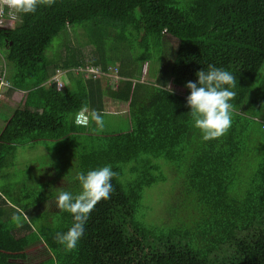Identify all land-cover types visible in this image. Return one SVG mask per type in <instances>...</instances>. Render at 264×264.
I'll use <instances>...</instances> for the list:
<instances>
[{
  "label": "trees",
  "instance_id": "1",
  "mask_svg": "<svg viewBox=\"0 0 264 264\" xmlns=\"http://www.w3.org/2000/svg\"><path fill=\"white\" fill-rule=\"evenodd\" d=\"M4 7L0 50L11 67H3L0 89L23 93L11 111L0 100V180L18 150L40 142L71 145L77 170L72 190L55 178L40 182L41 190L19 181L0 187V264H264V0H55L16 18ZM67 27L82 30L78 46ZM165 35L177 40L173 53L163 51ZM87 44L91 58L80 49ZM146 61L157 62L150 81L140 78ZM208 65L230 71L237 86L231 128L205 141L185 85ZM59 70L67 71L62 86L50 81ZM168 83L184 91L170 94ZM105 95L124 103L127 127L91 126ZM85 110L88 123L76 122ZM105 165L117 173L114 191L68 250L54 237L71 227L72 214L40 204L54 191L78 194L77 173ZM168 165L180 188L162 221L149 222L147 191L166 181ZM38 242L44 252L33 258L27 247Z\"/></svg>",
  "mask_w": 264,
  "mask_h": 264
},
{
  "label": "clouds",
  "instance_id": "2",
  "mask_svg": "<svg viewBox=\"0 0 264 264\" xmlns=\"http://www.w3.org/2000/svg\"><path fill=\"white\" fill-rule=\"evenodd\" d=\"M6 3L15 13L27 15L35 13L40 5L51 6L55 0H6ZM58 72L65 74V71ZM112 76L118 75L112 72ZM196 76L197 81H188L185 85L190 90V94L186 97L190 115L194 126L201 131L203 140L218 139L232 126L235 108L231 101L236 97V92L231 89L237 86V78L230 71L214 65H208L207 71L205 69L198 71ZM54 80L56 81L57 78ZM167 91L174 94L171 85H167ZM80 114L86 118L85 121L79 120ZM92 118L99 127H103L104 121L100 113L93 111ZM76 121L86 123L87 114L79 112ZM116 175L110 165L89 170L86 174L80 172L76 176L81 185L78 194L59 191L55 205L60 211L71 213L73 223L66 232L56 233L54 239L57 243L66 246L68 250L77 247L84 234L85 224L96 204L101 200L110 199L114 191L112 179ZM13 220L18 221V217L14 216Z\"/></svg>",
  "mask_w": 264,
  "mask_h": 264
},
{
  "label": "rangeland",
  "instance_id": "3",
  "mask_svg": "<svg viewBox=\"0 0 264 264\" xmlns=\"http://www.w3.org/2000/svg\"><path fill=\"white\" fill-rule=\"evenodd\" d=\"M69 29V36L72 40V43L74 45H77L76 40H82V37L80 38V32H82L81 29H71L70 27H67ZM61 35V34H60ZM56 36L52 43L51 46L56 45L60 43L61 36ZM75 41V43L73 42ZM163 51L167 53H173L176 49L177 46V40L176 38L170 36V35H165L163 37ZM82 51H84L85 54H87L88 57H93L94 54V49L91 45L87 44V46L80 47ZM48 52V49L46 50V53ZM65 52V50L62 51V53ZM4 53L2 50H0V74L1 72L4 71V68L11 67V65L6 62L3 59ZM151 66L152 70L155 71L157 68V62H153L149 64L147 61L144 62L142 68H141V76L140 78L145 81H150L152 79V76L149 73V67ZM87 68L86 70H88ZM8 68L6 69V71ZM76 71L75 69H73ZM98 73V69H96ZM78 73V72H76ZM115 74V72H113ZM57 80L54 82L55 85L62 86L61 81L64 80L65 83H68L67 75L62 74L61 72H58L57 74ZM119 77L118 76H112L110 77L111 84L113 86L116 85V81ZM168 85H171V88L174 91L178 92H183V88L177 85H174L172 83H168ZM3 93V94H2ZM22 91L20 90H13V89H7L3 90L1 89L0 92V100H2V103H6L4 106L5 111H11L12 108L18 106L20 99L22 97ZM104 112L101 113L103 117V127L101 129L103 130H120L119 128H125L127 127V110L124 105V103L111 99L107 95L104 96ZM98 126L99 125L93 120V124L91 126ZM36 148L32 150H25V149H20L16 153L15 157V163L13 165V170L9 172L4 179L0 180V187L2 185H6L9 182H15L19 181L21 183H24L26 188H29L31 190H41L43 189L40 181L38 179H45L47 172L50 174L52 173V169L54 171L55 177L58 179L56 182L57 186H62L65 184H69L67 180L63 177L66 176L67 174L65 171H69L70 178L72 180L75 169L71 166L72 163V152H73V147L69 145L66 142H60V143H49L48 145H40V146H35ZM68 163V164H67ZM169 166V165H168ZM165 166V174H166V181L161 182L158 185L154 186L153 188L149 189L147 191V201L149 202V205L151 204L153 209L150 208L148 212L153 216L148 215V221H153V222H161L162 220H159V218L163 219L165 217V203H167L168 200L171 198L173 199L177 193L179 186L178 182V176L177 174L171 169V166ZM40 170V174L39 171ZM171 170V171H170ZM38 175V176H37ZM55 178V179H56ZM46 181V180H42ZM176 188V189H174ZM0 191H2L0 189ZM55 192V191H54ZM3 195L6 196L4 192H2ZM52 194V193H49ZM8 199L9 197L6 196ZM146 198V195H145ZM55 198H52L51 201H46L40 204V211L46 210V209H56L59 210V208L55 205ZM9 205H14L13 201L9 199ZM155 205V207H154ZM151 207V206H150ZM5 211H7L5 209ZM42 213H39V210L37 213H35V217H38V221L42 222L41 215ZM53 218V222L55 223L56 220V214L50 215ZM150 218V220H149ZM153 219V220H151ZM33 226L36 227V224L33 223ZM19 235V233H17ZM44 252V246L43 243L38 242L32 245H29L27 247V253L28 255H32L33 258L38 256Z\"/></svg>",
  "mask_w": 264,
  "mask_h": 264
},
{
  "label": "crops",
  "instance_id": "4",
  "mask_svg": "<svg viewBox=\"0 0 264 264\" xmlns=\"http://www.w3.org/2000/svg\"><path fill=\"white\" fill-rule=\"evenodd\" d=\"M12 21H14V19L12 20ZM63 71V70H62ZM3 72H5V70L3 71ZM3 72H1V74L3 73ZM65 72H67L66 70H65ZM62 73V72H61ZM1 74H0V76H1ZM57 72H56V74L52 77V78H50V81H51V83H54L55 82V78L57 77ZM0 92H1V89H0ZM1 96V95H0ZM86 112V114H87V122L86 123H81V124H87L88 123V119L90 118V115H89V113L87 112V110H85ZM76 122H78V121H76ZM79 123V122H78ZM40 145H45L43 142H40V144H38L37 146H40ZM34 148H36V147H33V149ZM74 163L76 164V161L75 160H73L72 159V163H71V166L75 169V170H77L76 169V167L74 166ZM66 180H67V182L69 183V184H65V185H62V188H69L68 190H72L73 189V181L68 177V176H63ZM51 178H56L55 177V175L53 174V177H50V178H45V179H38L40 182H43L44 183V181H42V180H50ZM58 181V179L56 178L55 179V185H56V182ZM73 192V191H72ZM58 192H54V194L53 195H51V196H49L48 195V197H47V199L44 201V202H46V201H51L52 200V198H55V200L57 199V197H58ZM54 195H57V197L56 196H54ZM43 203V202H42ZM47 211H50L49 213L50 214H53L55 211H56V209H51V210H49V209H47Z\"/></svg>",
  "mask_w": 264,
  "mask_h": 264
},
{
  "label": "built area",
  "instance_id": "5",
  "mask_svg": "<svg viewBox=\"0 0 264 264\" xmlns=\"http://www.w3.org/2000/svg\"><path fill=\"white\" fill-rule=\"evenodd\" d=\"M6 4V0H0V26H2L4 24V16H5V7L4 5ZM13 14L11 15L10 11L8 12V14L11 15L12 18L16 17V13L12 12ZM3 84H6L5 80L3 79V77H0V87L3 86Z\"/></svg>",
  "mask_w": 264,
  "mask_h": 264
}]
</instances>
